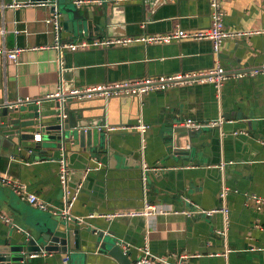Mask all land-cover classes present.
Masks as SVG:
<instances>
[{
  "label": "crops",
  "instance_id": "crops-1",
  "mask_svg": "<svg viewBox=\"0 0 264 264\" xmlns=\"http://www.w3.org/2000/svg\"><path fill=\"white\" fill-rule=\"evenodd\" d=\"M151 1L148 7L146 0L114 3L122 7L118 16L123 28L111 32L95 24L107 4L80 7L88 26L78 31V20L69 13L67 22L73 31L63 26L62 41L169 33L179 27L197 30L211 24L209 0ZM13 2L30 4L0 6V49H24L17 61L0 53V103L19 99L27 103L15 106L18 109L14 112L15 107L8 106L11 114L6 119L0 115V123L9 125L4 128L6 132L13 126L12 120L30 118L37 110L54 107L56 99L45 97L55 93L61 81L66 87L62 71L68 66L81 65L83 70L82 78H72L75 87L157 73L206 70L216 61L229 72L264 65V0L222 1L229 31L260 32L229 37L218 54L210 40L183 39L151 46L149 55L140 47L142 44H135L111 47L108 52L102 48L66 50L63 56L52 47L54 33L46 21L53 12L51 5L27 0H0V5ZM61 11L63 23L65 12ZM40 100L42 103H38ZM73 104L81 117L104 118L106 124L119 127L111 140L117 149L112 156H90L79 140L68 151V185L81 187L75 214L130 210L145 202L158 204L171 212L112 221L94 218L91 226L125 241L123 250H130L136 259L148 246L156 255L199 254L190 257V264H264V209H257L249 198L252 193L264 195V75L229 79L220 90L213 83H205L173 87L142 98L123 95L74 100ZM220 117L226 120L222 127L204 128L182 138L187 152L175 153L172 137L179 136L175 128L186 127L188 119L205 122ZM141 121L150 125L146 132L138 128ZM100 131L106 133V127ZM19 149L10 154L0 141V174L27 183L50 206H63L59 149L45 142L39 148L21 145ZM92 157L98 158L102 167L88 173L87 168L96 165ZM222 164L224 167H220ZM224 184L229 194L223 201L220 191ZM224 204L229 207L228 224L222 213L208 216L182 212ZM54 217L61 218L50 210L35 208L12 186L0 182V247L14 245L23 232ZM224 229L225 235L217 233ZM93 251L90 264H118L108 254ZM39 253L24 264H71L70 258L59 252Z\"/></svg>",
  "mask_w": 264,
  "mask_h": 264
},
{
  "label": "built area",
  "instance_id": "built-area-1",
  "mask_svg": "<svg viewBox=\"0 0 264 264\" xmlns=\"http://www.w3.org/2000/svg\"><path fill=\"white\" fill-rule=\"evenodd\" d=\"M114 3L121 2H132L139 0H112ZM223 0H209L210 3V19L211 24L208 28L197 29V30H186L181 27L175 31L169 33H154V34H142V35H129V36H113V37H102L95 38L93 40L80 39L77 41H62V12L58 8L55 2L51 1H34L32 4L38 5H51L54 6L51 16L46 20L52 26L54 33V43L52 47L57 49L61 56H63L66 50L77 51L85 50L88 48H111V47H128L135 44H144V45H161L169 44L174 41H180L183 39L191 40H210L213 44V51L215 54H218L221 51V48L225 41L232 36H239L242 34L257 33L260 31H248V32H233L229 31L225 26V12L222 5ZM110 2V0H72L74 6L80 8L83 6H95V5H104ZM30 3L24 2H13L0 6L6 7H18L24 6ZM24 50L21 47H15L14 49H0V53L6 54L13 61H17L19 53ZM217 60V59H216ZM256 75H264V65L252 67L249 70H241L229 72L227 71L219 61H216L215 64L206 70H194V71H185L169 74H160V75H148L142 78L127 79L113 82H104L99 84L91 85H78L69 89H66L63 81L58 86V89L55 93L47 95L45 99H58L61 103L68 101L69 99L73 100H91L95 98H104L108 99L113 96H123V95H133L138 98H142L145 95L155 92H164L173 87L179 86H192L205 83H213L217 86L218 90L221 89L222 85L229 79H241L244 77H252ZM24 103H27L21 99L15 102H6L1 104L0 109L4 106H20ZM42 103V100L38 101ZM66 114L63 113V117ZM224 117L218 119H212L208 121H194L188 119L185 124L186 127L193 130H201L204 128H213V127H222L225 123ZM119 127L116 126H107V129L114 130ZM138 128L142 132H146L150 125L144 122H140ZM238 132V131H236ZM40 139V137L38 138ZM32 151V150H31ZM61 155L58 158L59 161V178L65 190V202L63 206H50L47 201H45L39 194L31 190L30 186L27 183L12 179L6 173L0 174V182L5 185H10L32 206L40 210H50L53 215L60 216L66 221H76L80 225H92V220L94 218H103L107 221H112L117 218L124 217H140V216H150L156 214H168L171 211L161 205L145 202L144 205L140 208L130 209V210H116L114 212H99L93 211L88 214L77 215L73 212L76 201L78 200L81 187L79 186L76 189L69 187L68 177L70 173V167L67 159V152L63 149L60 150ZM96 165L93 167H88L87 172L92 171L93 169H100L102 163L100 161H95ZM220 167H224L222 164ZM147 169H152L147 167ZM229 188L224 184L220 191V197L223 201L228 197ZM249 198L254 201V205L257 209H264V195L252 193L249 195ZM187 215L191 214H205L212 215L216 213H222L225 217V220L228 224L229 220V207L223 205L222 207H216L212 209H200L197 207L192 211H182ZM2 217L6 221H10V218ZM218 234L225 235L226 230H217ZM122 244L125 241H121ZM129 250V249H127ZM142 255L137 258L133 264H190L189 259L190 254H175V255H156L152 253L151 249L146 246L141 249ZM41 253L35 252L31 256L36 257Z\"/></svg>",
  "mask_w": 264,
  "mask_h": 264
},
{
  "label": "water",
  "instance_id": "water-1",
  "mask_svg": "<svg viewBox=\"0 0 264 264\" xmlns=\"http://www.w3.org/2000/svg\"><path fill=\"white\" fill-rule=\"evenodd\" d=\"M27 1L34 2L49 0ZM59 1L60 0H58V2ZM146 1H148L147 7L153 4L151 0ZM58 2H56L58 8L65 12L64 22L62 23V26H64L65 29L70 27V30L73 31V27L71 28L70 23L67 22L69 13H72L73 17L78 20V31H83L85 26H88V23H86L81 16L78 7L74 6L72 2L69 0H67L65 4H60ZM106 4L107 5L99 14L97 18L98 21L95 24L98 28H103L105 26L104 28L111 32L117 27H122L123 21L118 16L122 7L114 5L112 0ZM51 7L53 11L54 6ZM163 45L165 44H142L140 47H142L145 51V54L149 55L151 46ZM109 49L110 48H102L104 52L110 51ZM88 71L89 70L86 69V72ZM177 72L157 73L152 75ZM62 74L64 82H67H65L66 89H69L72 88L71 82L73 77H83V70L81 65H76V67L68 66L62 71ZM142 77H131L128 79ZM113 81L117 80H109V82ZM73 103V99H69L64 103H61L58 99H56V103L51 109L44 108L43 111L37 110V112L30 118L22 117L12 120L10 124L16 127H10V129L7 130L8 132L4 131V128L9 125L5 122H1L0 127L2 129L0 131V141L2 145L9 150L8 152H10V154H13L14 152H19L21 145H27V147L30 148H39L43 145V142H45V144L48 143L49 146L59 149L58 156L60 157L61 149L64 148L68 155V151L75 145V141L79 140L81 147H83L85 151H88L90 156H93V154L101 156L103 153H108L109 156H112L115 152H117L116 146L112 145L111 140L114 137L113 135H115L113 132L119 130V128L114 130L107 129V126L112 125L106 124L104 118L87 119L85 117H81L80 110H77L78 108H75ZM17 109L18 107H15L13 112ZM76 110L77 113L75 112ZM63 113L66 114L65 117H63ZM10 114L11 111L8 105L4 106L0 112V115L5 117V119L8 118ZM83 114L85 115V113ZM103 127H106V133H102L100 131ZM174 130L179 135L176 138L172 137V141H174L173 149L175 153L187 152L182 146V138L190 134H195L197 130H190L187 127H179ZM39 137L40 139H38ZM94 138L95 141L93 142L92 139ZM91 159L99 161L98 158L92 157ZM142 164L143 163H141V167H143ZM93 166L94 165H90L89 167ZM94 170L97 169H93L90 172H93ZM85 173L84 169L81 175L83 176ZM112 236V234L109 232L107 233L104 229L94 228L91 225H80L76 221H66L57 217L49 218L47 219L45 225L37 223L30 231L23 232L14 245L0 247V264H24L26 260L31 258V255L34 252L39 253L43 251L59 252L64 258H70L71 264H90V257L94 253L93 250H96V252L101 254H108L110 257L115 259L118 264H133L136 258L132 257L130 250H123L121 246L122 242L118 238Z\"/></svg>",
  "mask_w": 264,
  "mask_h": 264
}]
</instances>
